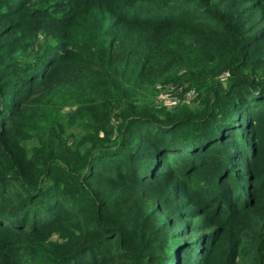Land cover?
I'll return each instance as SVG.
<instances>
[{"label":"trees","instance_id":"1","mask_svg":"<svg viewBox=\"0 0 264 264\" xmlns=\"http://www.w3.org/2000/svg\"><path fill=\"white\" fill-rule=\"evenodd\" d=\"M0 264H264V0H0Z\"/></svg>","mask_w":264,"mask_h":264},{"label":"rangeland","instance_id":"2","mask_svg":"<svg viewBox=\"0 0 264 264\" xmlns=\"http://www.w3.org/2000/svg\"><path fill=\"white\" fill-rule=\"evenodd\" d=\"M165 86H167L168 87V84H165ZM170 96L169 95H167V94H164V95H161V100H160V102L161 103H163V104H165V105H167L168 107H172L173 105H171V99L169 98ZM68 109V107L67 106H65V108H63V110H67Z\"/></svg>","mask_w":264,"mask_h":264},{"label":"built area","instance_id":"3","mask_svg":"<svg viewBox=\"0 0 264 264\" xmlns=\"http://www.w3.org/2000/svg\"><path fill=\"white\" fill-rule=\"evenodd\" d=\"M170 103H171V105H173L174 104V101H171Z\"/></svg>","mask_w":264,"mask_h":264}]
</instances>
